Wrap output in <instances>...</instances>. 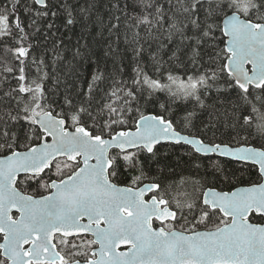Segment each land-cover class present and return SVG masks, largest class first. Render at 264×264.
Segmentation results:
<instances>
[{
    "label": "snow or ice",
    "instance_id": "1",
    "mask_svg": "<svg viewBox=\"0 0 264 264\" xmlns=\"http://www.w3.org/2000/svg\"><path fill=\"white\" fill-rule=\"evenodd\" d=\"M0 264H264V0H0Z\"/></svg>",
    "mask_w": 264,
    "mask_h": 264
},
{
    "label": "trees",
    "instance_id": "2",
    "mask_svg": "<svg viewBox=\"0 0 264 264\" xmlns=\"http://www.w3.org/2000/svg\"><path fill=\"white\" fill-rule=\"evenodd\" d=\"M71 33L65 32L64 36L67 37ZM74 39V37H73ZM163 151V150H162ZM181 154V149L177 148L175 152L170 154L169 157V169H165L163 173L159 172L157 169V166L155 164H152L150 168L147 169V176L143 178V181H150L152 182L153 180H159L163 182L165 185H175L178 190L183 191L185 190L182 185L181 181L182 180H188L189 184L187 186V191H191V184L190 181L191 179H199V176L194 175V173L188 169L185 164L183 163L182 160H177L176 156ZM143 158V157H142ZM161 167H163V164H161ZM232 166L230 165V168ZM236 167H239V165H236ZM138 172H132L131 175H138ZM238 177H243L245 181H247L250 178L255 177V169L252 170L251 175L248 172H240L237 173ZM55 177V176H53ZM119 180H124V177H120ZM239 185V184H237ZM220 187H223V185H220ZM224 190H229V189H224ZM173 195L176 194V191L173 190L172 192Z\"/></svg>",
    "mask_w": 264,
    "mask_h": 264
},
{
    "label": "water",
    "instance_id": "3",
    "mask_svg": "<svg viewBox=\"0 0 264 264\" xmlns=\"http://www.w3.org/2000/svg\"><path fill=\"white\" fill-rule=\"evenodd\" d=\"M53 179H55V178H53ZM150 181H143V183H149ZM237 186H240V185H237ZM147 195V194H146ZM150 196V195H149ZM13 214L14 215H18V213H16L15 212V210H13ZM126 246H121V250H124V248H125Z\"/></svg>",
    "mask_w": 264,
    "mask_h": 264
},
{
    "label": "flooded vegetation",
    "instance_id": "4",
    "mask_svg": "<svg viewBox=\"0 0 264 264\" xmlns=\"http://www.w3.org/2000/svg\"><path fill=\"white\" fill-rule=\"evenodd\" d=\"M52 178H56V177H52ZM149 195H151V194H150V193H149V194H147V195H146V198H147V196H149Z\"/></svg>",
    "mask_w": 264,
    "mask_h": 264
}]
</instances>
